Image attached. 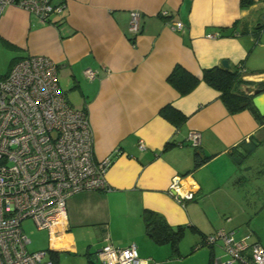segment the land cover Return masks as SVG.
Here are the masks:
<instances>
[{
    "label": "crops",
    "instance_id": "0c3cea01",
    "mask_svg": "<svg viewBox=\"0 0 264 264\" xmlns=\"http://www.w3.org/2000/svg\"><path fill=\"white\" fill-rule=\"evenodd\" d=\"M132 10L141 12L137 34L128 29ZM262 15L264 0L245 8L240 0H67L49 23L14 5L3 10L0 55L8 66L0 78L24 56L53 59L66 100L88 113L96 159L111 158L109 189L67 199L49 238L52 258L70 253L98 264V250L110 242L135 244L144 264H225L221 241L203 243L218 229L262 245L264 124L247 109L230 114L204 81L184 96L167 82L176 64L201 78L225 60L244 66V86L264 87ZM173 21L182 29H171ZM167 105L187 116L180 127L160 114ZM191 130L201 134L196 147L186 140ZM176 175L193 198L180 203L168 192ZM144 210L183 228L176 250L146 232Z\"/></svg>",
    "mask_w": 264,
    "mask_h": 264
},
{
    "label": "built area",
    "instance_id": "2783aa9c",
    "mask_svg": "<svg viewBox=\"0 0 264 264\" xmlns=\"http://www.w3.org/2000/svg\"><path fill=\"white\" fill-rule=\"evenodd\" d=\"M66 1L0 0V15L14 5L49 23L51 15L64 12ZM140 20L141 12L132 10L131 33L139 32ZM170 27L181 30L183 24L173 21ZM239 71L244 73L243 65ZM84 74L94 78L96 71L86 68ZM186 140L196 147L201 134L191 130ZM138 147L144 148L142 141ZM110 164L109 156L96 159L88 113L66 100L58 84L56 62L45 55H27L14 61L0 78V264H55L47 249L26 248L30 239L21 228L22 220L32 219L51 238L55 224L66 216V201L71 195L109 189L106 172ZM181 187V178L176 175L168 192L180 203L193 198V189L182 191ZM247 238L218 229L206 235L203 243L212 246L221 241L225 264H264V246ZM97 255L98 264L146 262L139 258L135 244L120 247L107 242Z\"/></svg>",
    "mask_w": 264,
    "mask_h": 264
},
{
    "label": "trees",
    "instance_id": "16d2710c",
    "mask_svg": "<svg viewBox=\"0 0 264 264\" xmlns=\"http://www.w3.org/2000/svg\"><path fill=\"white\" fill-rule=\"evenodd\" d=\"M253 0H240L242 8L248 7ZM8 46H11L7 44ZM6 75V74H5ZM200 81H204L209 86L219 91L220 99L230 114L249 110L260 124H264V116L260 115L252 103V94L247 93L243 86L250 83L245 80L237 67L230 68L215 65L204 68L201 78L187 71L180 64H176L167 76V82L174 87L181 96L190 93ZM165 118H167L176 127H180L186 121L187 116L179 110L167 105L160 110ZM143 220L146 232L157 243H169L174 250L182 237L183 228L170 227L164 218L151 210H144ZM53 259V258H52ZM88 264H96L89 262Z\"/></svg>",
    "mask_w": 264,
    "mask_h": 264
},
{
    "label": "rangeland",
    "instance_id": "374dc122",
    "mask_svg": "<svg viewBox=\"0 0 264 264\" xmlns=\"http://www.w3.org/2000/svg\"><path fill=\"white\" fill-rule=\"evenodd\" d=\"M8 60L3 55H0V75L7 70ZM260 217H264V209L261 210ZM255 221V219H253ZM264 221V220H262ZM21 228L26 236L30 239L26 248L29 251L46 250L49 246V234L46 229H38L30 218H25L21 222ZM262 245H264V234L260 235ZM185 243L189 246L191 239L185 238ZM55 264H86V260L82 255H73L70 253H60L57 258H53Z\"/></svg>",
    "mask_w": 264,
    "mask_h": 264
},
{
    "label": "water",
    "instance_id": "95a60500",
    "mask_svg": "<svg viewBox=\"0 0 264 264\" xmlns=\"http://www.w3.org/2000/svg\"><path fill=\"white\" fill-rule=\"evenodd\" d=\"M261 19H264V15L261 16ZM260 25V23H258ZM222 65L224 67H228L227 61H223ZM244 90L252 94V103L258 113L262 116H264V87H258L257 85H249V86H244Z\"/></svg>",
    "mask_w": 264,
    "mask_h": 264
}]
</instances>
